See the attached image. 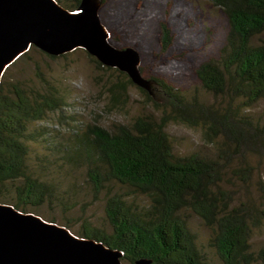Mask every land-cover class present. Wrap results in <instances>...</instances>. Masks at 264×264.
<instances>
[{
  "label": "trees",
  "instance_id": "trees-1",
  "mask_svg": "<svg viewBox=\"0 0 264 264\" xmlns=\"http://www.w3.org/2000/svg\"><path fill=\"white\" fill-rule=\"evenodd\" d=\"M56 1L68 11L81 2ZM206 1L223 13L227 32L218 57L201 63L196 76L203 91L221 103L207 104L197 93L188 96L152 78V94L138 90L156 115L109 127L90 123L51 144L54 165L83 169L94 197L105 196L110 232L86 224L77 237L117 249L125 264L140 259L150 264H207L189 229L190 213L212 231L208 248L220 264H264V249L250 246L253 231L264 222V209L235 204L224 189L228 177L249 179L246 157L264 147V123L249 114L264 99V0ZM170 45V32L163 26L161 47ZM92 61L123 77L108 85L112 107L133 84L124 73ZM41 83L42 89L33 90L18 83L5 88L0 81V203L23 213L60 201L59 185L33 176L28 164L30 125L62 106L56 88L43 78ZM171 123L200 128L211 150L176 154L166 132ZM112 185L125 192H110ZM60 226L69 230L67 224Z\"/></svg>",
  "mask_w": 264,
  "mask_h": 264
},
{
  "label": "rangeland",
  "instance_id": "rangeland-1",
  "mask_svg": "<svg viewBox=\"0 0 264 264\" xmlns=\"http://www.w3.org/2000/svg\"><path fill=\"white\" fill-rule=\"evenodd\" d=\"M99 19L109 34L110 45L117 49L132 48L138 53V68L143 78H159L188 96L197 93L207 104L217 106L221 103L220 99L203 91L196 76L201 63L218 57L227 32L223 13L206 0H105L99 10ZM163 26L171 37V45L166 50L161 47ZM41 78L56 88L62 106L30 125L33 140L28 142V164L33 176L59 185L60 201L27 211L47 222L67 224L75 236L83 232L86 224L109 233L104 193L94 197L83 169L69 170L65 166L60 169L54 165L51 144L62 142L71 137L74 129H83L90 123L105 127L113 123L129 124L137 116L156 115V112L136 85L128 86L120 102L111 107L108 85L123 80V77L98 68L92 57L79 48L50 59L31 47L26 56L6 69L0 81L5 88L18 83L25 89L40 90ZM249 114L263 124L264 99L258 101ZM166 132L176 154L211 150V145L204 143L200 128L171 123ZM246 159L251 169L249 179L242 182L239 178L228 177L224 189L230 191L235 204L246 203L264 209V147L258 153L248 154ZM110 192L125 190L112 185ZM137 201L144 203L143 198ZM188 219L189 229L195 235L206 263L220 264L214 251L208 248L212 231L192 213ZM250 246L254 251L264 249V222L253 231Z\"/></svg>",
  "mask_w": 264,
  "mask_h": 264
},
{
  "label": "water",
  "instance_id": "water-1",
  "mask_svg": "<svg viewBox=\"0 0 264 264\" xmlns=\"http://www.w3.org/2000/svg\"><path fill=\"white\" fill-rule=\"evenodd\" d=\"M101 6V0H81L76 10L68 11L56 0H0V80L31 47L53 57L79 48L152 94V83L139 71L138 53L108 42L99 19ZM121 257L117 249L0 203V264H122Z\"/></svg>",
  "mask_w": 264,
  "mask_h": 264
}]
</instances>
